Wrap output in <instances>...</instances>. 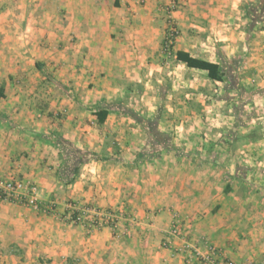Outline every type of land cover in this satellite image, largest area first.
I'll return each instance as SVG.
<instances>
[{
	"label": "crops",
	"instance_id": "obj_1",
	"mask_svg": "<svg viewBox=\"0 0 264 264\" xmlns=\"http://www.w3.org/2000/svg\"><path fill=\"white\" fill-rule=\"evenodd\" d=\"M172 2L175 9L166 16ZM258 5V0H0V179L32 183L40 201L59 205L57 213L74 202L126 217L115 235L107 228L87 232L0 202V249L10 248L11 260H24L19 264H185L194 253L206 255L204 243H210L220 261L263 264L264 199L235 192L230 178L224 187V171L183 165L187 154L139 161L145 137L133 121L114 111L99 127L92 115L104 104L127 108L129 99L140 103V117H159L150 99L163 69L153 60L159 61L166 18L177 30L174 52L221 65L236 60L240 66L247 57L254 97L264 98V8ZM247 6L261 13L260 22L251 23ZM226 49L231 59L220 52ZM204 52L210 53L207 59ZM177 64L188 74H205ZM126 86L136 90L130 93ZM57 140L91 157L67 184L58 175L71 155L64 156ZM175 215L184 238L164 248Z\"/></svg>",
	"mask_w": 264,
	"mask_h": 264
},
{
	"label": "rangeland",
	"instance_id": "obj_2",
	"mask_svg": "<svg viewBox=\"0 0 264 264\" xmlns=\"http://www.w3.org/2000/svg\"><path fill=\"white\" fill-rule=\"evenodd\" d=\"M168 13L169 11L166 9V16ZM165 23L166 30L161 42L159 61L156 57L153 60L164 70L162 69L161 76L157 77L160 82H157L154 87L155 90L153 89L154 91L151 92L155 98L153 101L150 99V102L154 103L157 111L160 112L157 118L158 123L160 122L158 125L160 131L171 137V142L178 151L177 155H188L183 159V165L189 164L195 171L209 167L224 171V187L228 181L227 178H230V183L235 192L245 193L246 198L254 197L255 200H263L264 98L252 97L247 101L245 100L247 96L240 97L236 91V85L234 86L229 81L216 83L208 80L205 74L196 75L194 72L193 75L188 74L192 72L179 67L175 61L173 56L175 53L174 44L167 52H164V40L168 29L170 27L175 28L173 19L166 18ZM220 52L225 57H232L227 49L224 52L220 50ZM209 54L204 52L203 58L207 59ZM211 58L214 60L213 56ZM242 62L236 72V82H238L239 87L251 91L255 87L253 83L249 82V78L252 77V74L249 73L252 67L247 57H244ZM241 77L242 80H240ZM126 87L128 88V86ZM131 90H136V87L130 89V93ZM126 100L124 103L127 108L138 113L140 103L133 105L131 100ZM134 108L137 110L135 111ZM168 115H171L172 118H169ZM130 134L135 138L138 135L134 131H131ZM171 155L174 154L171 153ZM261 202L264 203V201ZM172 221L177 223L182 231L180 238L175 239V241L183 240L185 231L182 227L183 223L177 215L172 217ZM204 245L206 247L204 254L208 253V247L215 249L214 263H226V261L219 260V251L215 246L210 243H204ZM1 249L0 264L23 263L24 260L21 261L17 257H14L13 260L10 259V248ZM203 256L206 257V255ZM192 258L185 264H202L196 253ZM232 264L235 263L232 262Z\"/></svg>",
	"mask_w": 264,
	"mask_h": 264
},
{
	"label": "trees",
	"instance_id": "obj_3",
	"mask_svg": "<svg viewBox=\"0 0 264 264\" xmlns=\"http://www.w3.org/2000/svg\"><path fill=\"white\" fill-rule=\"evenodd\" d=\"M259 7L264 8V0H258ZM246 14L248 18L251 20L252 24L258 23L261 21L260 19V12H257L254 8L247 6L245 8ZM250 25L252 28L254 25ZM250 30V29H248ZM168 34V33H167ZM175 61L177 63L184 64L187 68L198 70L205 73L208 80L216 82V83H224L229 81L236 87V91L238 95L242 97L246 95L247 98L245 100H250L252 97L255 96V93L252 91H246L242 87H239L238 82H236V72L238 70L239 61H230L225 62L222 65L217 63H210L207 61H203L201 59H196L184 52H175L173 53ZM45 80L51 84L53 80L51 77L46 76ZM56 84V83H55ZM1 91H0V98H1ZM119 111L120 114L125 116L126 118L133 121L142 131L145 137V145L144 147L138 152L137 160H146L150 158L160 157L163 155H169L173 153L178 158H183L184 154L177 155V149L175 145L171 142V137L165 133H162L158 129V119H147L142 118L137 115L133 110L127 109L125 107L119 106L117 104H109V105H101L96 111L92 113V115L96 119V123L99 127L103 126L108 115L111 112ZM57 145L63 151L64 156L71 155L70 163H67L64 167V170L60 175H58V179L64 183H70L73 180L74 175L77 173L79 167L91 158L86 153H80L73 150L71 147H68L66 143L62 142L61 140L56 141ZM229 191V188L226 187L225 193Z\"/></svg>",
	"mask_w": 264,
	"mask_h": 264
},
{
	"label": "built area",
	"instance_id": "obj_4",
	"mask_svg": "<svg viewBox=\"0 0 264 264\" xmlns=\"http://www.w3.org/2000/svg\"><path fill=\"white\" fill-rule=\"evenodd\" d=\"M175 3L172 2L167 10L169 13L175 9ZM177 37V31L174 27L168 29V34L164 40V52H167L174 44ZM0 202L22 205L30 208L32 211L46 215L54 216L57 220L65 224L81 227L87 232L98 231L101 229H110L115 235L118 233L120 222L126 220L125 215L117 210L103 211L98 208L80 206L74 202L64 203L61 207V213L58 212L59 205L55 202L44 203L38 199V190L35 185L28 181L19 179H10L2 181L0 179ZM128 223H132L131 218H127ZM177 223H173L166 237L163 239L162 246L168 248L172 239H178L181 236ZM197 258L202 264H232V263H214L213 258L216 251L208 247L206 257L196 253Z\"/></svg>",
	"mask_w": 264,
	"mask_h": 264
}]
</instances>
